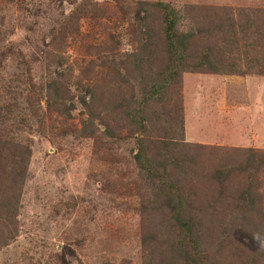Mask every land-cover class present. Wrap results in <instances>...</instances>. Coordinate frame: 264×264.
Listing matches in <instances>:
<instances>
[{"label": "rangeland", "instance_id": "374dc122", "mask_svg": "<svg viewBox=\"0 0 264 264\" xmlns=\"http://www.w3.org/2000/svg\"><path fill=\"white\" fill-rule=\"evenodd\" d=\"M0 264H264V0H0Z\"/></svg>", "mask_w": 264, "mask_h": 264}, {"label": "trees", "instance_id": "16d2710c", "mask_svg": "<svg viewBox=\"0 0 264 264\" xmlns=\"http://www.w3.org/2000/svg\"><path fill=\"white\" fill-rule=\"evenodd\" d=\"M136 4H138L139 9H142L145 12L147 11L143 6L147 5L146 2L136 1ZM151 7L161 13V34L165 44L168 61H173V65L184 67V62L188 57L184 54V51L187 49L188 38H186V36L176 34L175 24L179 20L180 15L177 12L172 11V9L168 5L161 2H155ZM207 54L202 55V60L196 63V67L201 63H209ZM136 158H138V156ZM152 164L153 163L150 161L148 168L145 169H147L149 172L154 173L155 167H153ZM178 215L179 214H176L177 217ZM181 226L182 228H185L187 226V221H181Z\"/></svg>", "mask_w": 264, "mask_h": 264}]
</instances>
